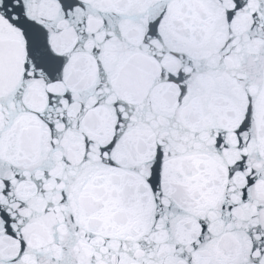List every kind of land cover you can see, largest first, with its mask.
<instances>
[{"label":"snow or ice","instance_id":"6c2138e0","mask_svg":"<svg viewBox=\"0 0 264 264\" xmlns=\"http://www.w3.org/2000/svg\"><path fill=\"white\" fill-rule=\"evenodd\" d=\"M0 264H264V0H0Z\"/></svg>","mask_w":264,"mask_h":264}]
</instances>
